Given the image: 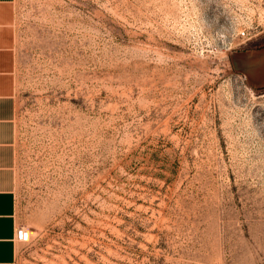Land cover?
I'll list each match as a JSON object with an SVG mask.
<instances>
[{"label": "rangeland", "instance_id": "1", "mask_svg": "<svg viewBox=\"0 0 264 264\" xmlns=\"http://www.w3.org/2000/svg\"><path fill=\"white\" fill-rule=\"evenodd\" d=\"M14 5V264H264V0Z\"/></svg>", "mask_w": 264, "mask_h": 264}, {"label": "crops", "instance_id": "2", "mask_svg": "<svg viewBox=\"0 0 264 264\" xmlns=\"http://www.w3.org/2000/svg\"><path fill=\"white\" fill-rule=\"evenodd\" d=\"M15 0H0V264H14L25 242L18 228L15 184Z\"/></svg>", "mask_w": 264, "mask_h": 264}, {"label": "built area", "instance_id": "3", "mask_svg": "<svg viewBox=\"0 0 264 264\" xmlns=\"http://www.w3.org/2000/svg\"><path fill=\"white\" fill-rule=\"evenodd\" d=\"M16 237L21 242H27V241H29V236L27 234V231H25L23 229H17V231H16Z\"/></svg>", "mask_w": 264, "mask_h": 264}]
</instances>
